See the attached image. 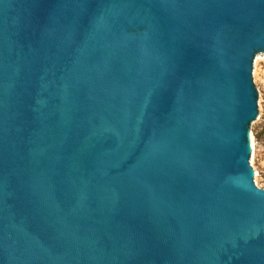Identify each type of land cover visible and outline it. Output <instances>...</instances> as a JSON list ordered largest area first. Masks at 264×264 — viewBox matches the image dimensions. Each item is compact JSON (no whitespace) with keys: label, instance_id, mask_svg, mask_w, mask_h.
Wrapping results in <instances>:
<instances>
[{"label":"water","instance_id":"obj_1","mask_svg":"<svg viewBox=\"0 0 264 264\" xmlns=\"http://www.w3.org/2000/svg\"><path fill=\"white\" fill-rule=\"evenodd\" d=\"M258 54L264 0H0V264H264Z\"/></svg>","mask_w":264,"mask_h":264},{"label":"rangeland","instance_id":"obj_2","mask_svg":"<svg viewBox=\"0 0 264 264\" xmlns=\"http://www.w3.org/2000/svg\"><path fill=\"white\" fill-rule=\"evenodd\" d=\"M256 95L261 102V118L248 130L255 144L251 152L258 174L259 187L264 189V54H258Z\"/></svg>","mask_w":264,"mask_h":264},{"label":"bare ground","instance_id":"obj_3","mask_svg":"<svg viewBox=\"0 0 264 264\" xmlns=\"http://www.w3.org/2000/svg\"><path fill=\"white\" fill-rule=\"evenodd\" d=\"M248 135H249L250 138L252 139V142H251V145H250V152H252L253 149H254L255 139H254V135H253V133L249 132Z\"/></svg>","mask_w":264,"mask_h":264},{"label":"snow or ice","instance_id":"obj_4","mask_svg":"<svg viewBox=\"0 0 264 264\" xmlns=\"http://www.w3.org/2000/svg\"><path fill=\"white\" fill-rule=\"evenodd\" d=\"M249 175H250V170H249Z\"/></svg>","mask_w":264,"mask_h":264}]
</instances>
